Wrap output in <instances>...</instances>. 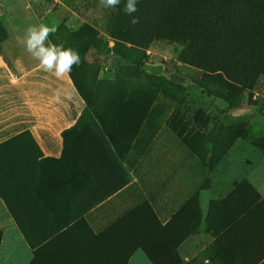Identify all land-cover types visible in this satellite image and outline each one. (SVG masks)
<instances>
[{
	"label": "rangeland",
	"instance_id": "1",
	"mask_svg": "<svg viewBox=\"0 0 264 264\" xmlns=\"http://www.w3.org/2000/svg\"><path fill=\"white\" fill-rule=\"evenodd\" d=\"M234 1L231 12L224 0H138L133 24L125 0L116 8L99 0H0V44L14 45L10 57L20 58L27 26H55L49 39L81 56L69 75L85 103L80 134L65 137L60 159H45L62 173L61 206L72 209L69 217L62 211L65 227L11 253L0 232V264H16L13 255L18 264H116L128 243L147 256L155 251L157 264H183L184 253L195 255L187 264H198V246L188 252L184 241L200 226L215 235L214 221L229 210L223 202L236 194L211 201L205 216L200 201L233 181L239 199L251 187L244 179L263 184L264 0ZM19 150L0 148L7 207L6 158ZM123 187L132 207L92 234L86 211ZM168 202L177 206L169 235L153 209ZM82 227L92 245L71 238Z\"/></svg>",
	"mask_w": 264,
	"mask_h": 264
},
{
	"label": "crops",
	"instance_id": "2",
	"mask_svg": "<svg viewBox=\"0 0 264 264\" xmlns=\"http://www.w3.org/2000/svg\"><path fill=\"white\" fill-rule=\"evenodd\" d=\"M8 32L13 34L12 30ZM12 49L14 45L9 42L0 44V148L22 150L13 151L12 156L6 158L10 164L6 173L8 207L0 198V232L13 245L9 253L14 251V245L42 242L40 238L65 227L62 211L72 209L61 206L62 173L59 165L46 160L60 159L62 132L76 123L85 108L69 74L57 79L44 72L39 62L26 53L25 43L18 45L22 52L18 59L10 57ZM23 136L31 141L22 140ZM256 179H244L251 187L241 199L233 184L236 181H233L231 186L234 188L222 189L214 198L200 201L205 216L211 201L219 203L221 199L227 200V196L236 194L232 200L223 202H227L224 207L229 210L219 213L214 221L215 235L200 226L194 237L184 241L182 246L188 245V252L195 247L193 245L198 246V264H261L264 261V175L262 186L260 182L257 185ZM124 189L114 191L88 208L84 218L92 234L106 229L132 207L126 203ZM105 191L100 189L101 193ZM97 192L92 189L90 194L93 196ZM256 194L258 199H255ZM176 208L170 202L153 205L167 235L171 234ZM66 215L69 217V212ZM86 229L76 228L71 238L92 245L94 236ZM210 245L214 246L213 249ZM25 252L29 260L31 251L26 249ZM194 256L184 253L182 263H189ZM11 259L18 264L19 259L14 255L9 263H12ZM152 263L142 248L129 243L116 262Z\"/></svg>",
	"mask_w": 264,
	"mask_h": 264
},
{
	"label": "clouds",
	"instance_id": "3",
	"mask_svg": "<svg viewBox=\"0 0 264 264\" xmlns=\"http://www.w3.org/2000/svg\"><path fill=\"white\" fill-rule=\"evenodd\" d=\"M121 0H99L103 8H116ZM138 0H125L123 11L126 15L132 16V23H139V18L133 14L138 11ZM57 31L55 26L46 23L27 26L25 30V47L27 52L39 62L40 68L62 79L71 73L73 66H79L81 56L73 48H66L63 44L53 43L49 38ZM264 264V261L261 262Z\"/></svg>",
	"mask_w": 264,
	"mask_h": 264
},
{
	"label": "trees",
	"instance_id": "4",
	"mask_svg": "<svg viewBox=\"0 0 264 264\" xmlns=\"http://www.w3.org/2000/svg\"><path fill=\"white\" fill-rule=\"evenodd\" d=\"M194 1L197 2V0H194ZM214 1H215L214 3H216V4L218 3V0H214ZM235 4H236V2H235L234 0H224V8H227L228 10H231V12H232V10H234ZM180 13H181V11H180V9L178 8V9L175 10V13H174V14L177 15V16H180ZM70 78H71V77H70ZM71 80H72V79H71ZM78 94H79V93H78ZM84 110H85V108H84ZM84 110H83V112H84ZM83 112L81 113L79 119L76 121V123H75L72 127L68 128V129H66V130H64V131L62 132V137H63V152H64V147L68 144V141L65 139V137H66L67 135L80 134V131L76 128V125L79 123V120H80V118H81ZM187 209H188V208H187ZM187 209H185V210L187 211ZM175 219H176V216L173 218V220L175 221ZM181 227H182V226H180V229H181ZM182 228H183V227H182ZM179 242H180V241L176 242V244L178 245ZM139 245L142 246V247L146 250L145 246H144L142 243L139 242ZM146 251H147V250H146ZM147 254H148L150 260H151L153 263H156V264H157V262H156V258H155V257H156V255H158V254H157L155 251H154V253H152V252H151V249H150V251L147 252ZM169 262H170L169 264H173V261H169Z\"/></svg>",
	"mask_w": 264,
	"mask_h": 264
}]
</instances>
